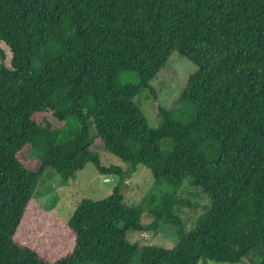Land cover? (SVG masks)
<instances>
[{
	"label": "trees",
	"instance_id": "obj_1",
	"mask_svg": "<svg viewBox=\"0 0 264 264\" xmlns=\"http://www.w3.org/2000/svg\"><path fill=\"white\" fill-rule=\"evenodd\" d=\"M174 54L196 71L153 127L135 99ZM98 141L130 172L103 165ZM88 163L120 180L74 210L72 251L51 260L19 241L45 173L70 181ZM139 166L210 197L190 231L175 191L126 203ZM160 224L176 227L173 248L129 238ZM245 260L264 264V0H0V264Z\"/></svg>",
	"mask_w": 264,
	"mask_h": 264
},
{
	"label": "rangeland",
	"instance_id": "obj_2",
	"mask_svg": "<svg viewBox=\"0 0 264 264\" xmlns=\"http://www.w3.org/2000/svg\"><path fill=\"white\" fill-rule=\"evenodd\" d=\"M5 50V64L9 65L11 54L6 45L1 44ZM196 71L195 66L179 54H174L167 67L159 77L151 83L155 94L150 91L141 92L135 103L145 113L153 127L162 124L159 108H171L180 95L191 73ZM123 83L138 84L140 82L136 73H126L122 77ZM75 124V119L72 121ZM163 151L174 147L171 139L162 141ZM94 150L101 155L103 165H117L126 172H130L128 164L121 162L116 156L104 152L102 142L98 141ZM120 177L115 174H101L93 163H88L80 170L76 177L70 181H63L56 172L45 173L44 180L36 191L30 204L26 218L22 225L18 240L51 260H56L72 251L74 237L68 228L67 222L74 210L83 199L101 200L108 197L119 182ZM126 203L129 205H145L154 198L155 205L160 203L162 195L167 191H175L179 201H187L191 206H184L180 210V217L187 231H190L198 217L210 205V197L201 189L192 187L188 183L180 188H173L164 181H157L151 172L144 166L128 175ZM151 218H146L144 224L150 223ZM133 242L142 245H155L173 248L179 241L176 227L160 224L157 230H145L130 233ZM136 264V263H133ZM202 264H230L207 261ZM241 264H251L249 260Z\"/></svg>",
	"mask_w": 264,
	"mask_h": 264
}]
</instances>
